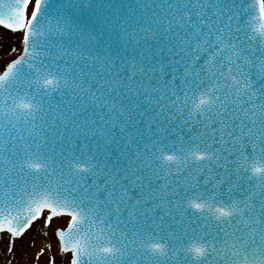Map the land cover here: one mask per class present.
Returning <instances> with one entry per match:
<instances>
[{"label": "snow or ice", "instance_id": "obj_1", "mask_svg": "<svg viewBox=\"0 0 264 264\" xmlns=\"http://www.w3.org/2000/svg\"><path fill=\"white\" fill-rule=\"evenodd\" d=\"M0 28L9 251L68 216L65 264H264V0H0Z\"/></svg>", "mask_w": 264, "mask_h": 264}, {"label": "rangeland", "instance_id": "obj_2", "mask_svg": "<svg viewBox=\"0 0 264 264\" xmlns=\"http://www.w3.org/2000/svg\"><path fill=\"white\" fill-rule=\"evenodd\" d=\"M21 33L10 34L0 28V72L4 70V62L16 56L22 45L20 42ZM16 52H11V48ZM68 219H53L50 225L44 223L42 217L34 223L22 241L9 251L8 239H0V264H48V261L55 256L56 264H65L66 257L59 256L58 241L54 235L56 227H64ZM43 249V253H41ZM39 255V259L37 256Z\"/></svg>", "mask_w": 264, "mask_h": 264}, {"label": "water", "instance_id": "obj_3", "mask_svg": "<svg viewBox=\"0 0 264 264\" xmlns=\"http://www.w3.org/2000/svg\"><path fill=\"white\" fill-rule=\"evenodd\" d=\"M18 54H19V53H18ZM18 54H17V55H18ZM10 59H11V58H10ZM58 228H59V227H56L55 231H56ZM55 237H56V236H55ZM61 254H62V253H61ZM62 255H63V254H62Z\"/></svg>", "mask_w": 264, "mask_h": 264}, {"label": "bare ground", "instance_id": "obj_4", "mask_svg": "<svg viewBox=\"0 0 264 264\" xmlns=\"http://www.w3.org/2000/svg\"><path fill=\"white\" fill-rule=\"evenodd\" d=\"M66 257V259H67V255L65 256V255H63V258H65Z\"/></svg>", "mask_w": 264, "mask_h": 264}]
</instances>
